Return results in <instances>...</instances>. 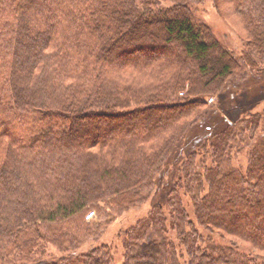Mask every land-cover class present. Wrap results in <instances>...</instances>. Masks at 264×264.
I'll return each instance as SVG.
<instances>
[{
	"label": "trees",
	"instance_id": "16d2710c",
	"mask_svg": "<svg viewBox=\"0 0 264 264\" xmlns=\"http://www.w3.org/2000/svg\"><path fill=\"white\" fill-rule=\"evenodd\" d=\"M203 2L0 0V264H264V144L245 169L231 155L258 114L188 156L167 208L120 230V260L105 243L79 252L66 229L138 207L207 98L264 68V0H212L240 56L199 20Z\"/></svg>",
	"mask_w": 264,
	"mask_h": 264
},
{
	"label": "rangeland",
	"instance_id": "374dc122",
	"mask_svg": "<svg viewBox=\"0 0 264 264\" xmlns=\"http://www.w3.org/2000/svg\"><path fill=\"white\" fill-rule=\"evenodd\" d=\"M166 3V2H164ZM225 11V7H222ZM197 17L210 30L212 37L218 41L226 49L232 51L237 56H240L246 48V40H240L234 30H236L235 23L226 14L227 12L219 13L215 8L212 0H204L197 9ZM234 29V30H233ZM237 31V30H236ZM149 48H141L135 53L147 52ZM124 57V54H120ZM191 99V98H190ZM212 100L211 103L208 101ZM206 113L202 119L192 128L188 129L180 142L173 148L165 167L158 174L153 189L149 196L135 209L122 212H101L98 216L96 211L91 210L93 218L86 221V229L79 232L76 224H71L67 229L72 232L77 239L78 251L87 253L96 245L107 244L112 247L115 245V259L120 260L121 257V239L117 238L120 230L134 224L137 220L143 219L150 211L161 207L165 210L169 199L170 191L175 187L176 180L179 176V169L181 164L188 158L189 155L197 152L204 143L214 136L220 134L227 129L228 125H237L243 117H247L248 113L252 115L258 114L262 118L259 121L258 128L253 137L244 132L240 136L243 141H246L247 146L244 150H234L231 152L232 164L236 168H246L247 155L250 149L256 150L258 145L264 144V68L253 72H239L229 80L223 91L216 97L207 98ZM159 109L157 115L161 114ZM117 119V122L120 119ZM91 123L97 122L94 119H86ZM99 135L104 133V130L99 132ZM98 183V181H97ZM227 238V237H226ZM245 249H248L247 244L240 243ZM49 254L57 257L60 254L58 251L47 248ZM264 257V252H257Z\"/></svg>",
	"mask_w": 264,
	"mask_h": 264
},
{
	"label": "built area",
	"instance_id": "2783aa9c",
	"mask_svg": "<svg viewBox=\"0 0 264 264\" xmlns=\"http://www.w3.org/2000/svg\"><path fill=\"white\" fill-rule=\"evenodd\" d=\"M208 102L211 103L212 100H209ZM92 218H93V213H92V212H90V213H88V214L86 215V221H89V220H91Z\"/></svg>",
	"mask_w": 264,
	"mask_h": 264
}]
</instances>
